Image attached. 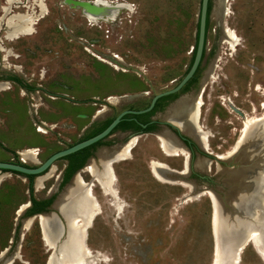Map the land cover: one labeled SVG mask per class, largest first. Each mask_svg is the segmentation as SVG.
Segmentation results:
<instances>
[{"label":"rangeland","instance_id":"1","mask_svg":"<svg viewBox=\"0 0 264 264\" xmlns=\"http://www.w3.org/2000/svg\"><path fill=\"white\" fill-rule=\"evenodd\" d=\"M93 1L0 0V20L3 8L36 20L30 34L12 41L5 38L6 30L0 26V162L13 161L15 155L23 164L37 166L78 140L88 122L86 102L90 97L101 106L107 98L116 113L130 102L128 97L156 94L180 74L181 67L168 59L181 57L176 50L192 48L200 0H103L127 4L130 10L120 9L113 19L105 17L95 23L70 3ZM226 7L223 11L221 0H211L206 48L216 44V48L232 52V61L222 68L232 80L225 82V92L229 95L232 91L236 97L231 99L232 132L226 133L227 126L222 123L214 126L209 122L204 129L214 135L213 144L219 147L211 146L213 156L225 155L234 146L244 119L257 116L250 114L251 109H257L264 99L257 93L264 94V0H228ZM224 28L236 36L232 50L221 40ZM10 76L34 90L20 91L6 81ZM260 112L264 115V110ZM211 113L220 119L227 116L223 109ZM253 137L250 132L244 142ZM24 150H34L36 155L23 158L20 152ZM108 153L99 148L76 176L87 178L85 169L91 164L98 169L100 155ZM129 158L112 165L121 211H115L98 186L93 188L101 212L87 231L92 253L89 264H212L216 244L210 225L211 205L202 193L213 190L227 207L228 191L241 187L228 176L229 171L243 167L240 153L231 161L213 159L206 164L209 181L205 183L169 173L163 175L168 182L157 181L150 173V163L159 162L177 172L182 169L181 157L162 155L152 136L139 138ZM200 161L198 157L196 164ZM64 164L55 162L33 181L34 197L55 190ZM261 165L255 172L258 180L264 162ZM29 195L26 178L0 171V254L7 250L5 259L15 256L11 264L47 263L49 251L41 239L38 220L25 230L26 209L18 215ZM256 210L260 214L257 222L262 224L260 200L250 212ZM239 257V264H264L252 244Z\"/></svg>","mask_w":264,"mask_h":264},{"label":"bare ground","instance_id":"2","mask_svg":"<svg viewBox=\"0 0 264 264\" xmlns=\"http://www.w3.org/2000/svg\"><path fill=\"white\" fill-rule=\"evenodd\" d=\"M9 1V0H7ZM227 1L221 0V7L223 11L227 10ZM94 2V1H93ZM93 2L90 4L92 5ZM83 11L85 18L90 23H95L97 20L113 19L116 15V11L120 9L130 10V6L127 4H114L107 3L103 0H95L94 6L91 11H87V4L80 7ZM4 16L7 14V8H3ZM35 19H32L26 15L14 14L9 18H5L4 22L6 25L5 38L9 41L18 39L24 35L30 34L33 30ZM1 24V20H0ZM225 43L229 45L230 49L237 45L236 36L228 28L223 29ZM264 95V94H263ZM197 103L188 105L186 103H180L179 106L171 113V119L181 128V130L192 129L195 134H200L201 141L207 148V139L209 134L202 132L199 126L196 124ZM261 109L264 110V100L260 105ZM263 118L262 120L260 118ZM254 136L249 139L246 143L244 138L247 134ZM128 144V143H127ZM160 148L165 156L169 157H187V154L172 148V143L167 138H161L159 140ZM136 146V140L133 139L128 145L119 153L113 156L100 155L99 157V168L95 164H91L87 167L86 172L92 177L94 183L100 188L103 196L110 198L111 206L115 211L119 212L122 210V205L119 202L118 192L115 189L116 176L112 173L110 167L114 163L129 160L131 150ZM240 153L241 163L243 167L238 172H228L230 179L246 180L247 184L243 192H232L228 196V202L231 209L234 212L232 220V228L234 229L235 241H243L246 247L252 244L255 252L258 254L260 259L264 263V218L263 223L259 224L260 214L257 210L250 212V209H255L258 204V200L261 201V206L264 207V171L261 173V179L255 178V172L261 170L264 154V115L247 117L243 121V127L240 135L234 146L224 155H218L219 158H227L233 153ZM34 150H24L20 152V156L23 158H33L35 156ZM151 175L159 182H168L164 179V172H169V169L159 163L152 161L149 166ZM235 171V170H234ZM182 174H185L184 172ZM180 185V184H179ZM90 186V190L87 188ZM41 188V183L38 184ZM185 187V186H184ZM243 188V187H242ZM211 198V195H206ZM25 206L20 207L19 213L24 210ZM55 209L59 212L65 221L66 233L62 242L63 246L58 248L59 258H49L46 264H89L92 258V253L87 245V239L84 241V229L88 231L91 228L90 221H93L96 216L100 214V205L97 198L93 194V185L85 184L80 176H76L72 187L67 188L64 194L59 198L55 204ZM39 227L41 230V238L44 245L48 248L55 244V236L58 235V229L51 216L40 217L38 220ZM92 224V223H91ZM210 225L213 230L216 228V224L211 223ZM29 222H24V229H28ZM214 238L215 235L213 234ZM216 247L213 253L212 264H220L219 252L217 250L218 241L214 239ZM85 242V244H84ZM244 247V248H245ZM241 252L239 253V255ZM236 256L233 259L240 263V257Z\"/></svg>","mask_w":264,"mask_h":264},{"label":"flooded vegetation","instance_id":"3","mask_svg":"<svg viewBox=\"0 0 264 264\" xmlns=\"http://www.w3.org/2000/svg\"><path fill=\"white\" fill-rule=\"evenodd\" d=\"M221 40H224L225 42V39H221ZM194 42H195V38H194ZM193 47L194 45L190 50L186 48H181L179 50H176V54H179L181 57L176 59L170 57L168 59L171 62H175L177 66L181 67V71L180 74H178L175 77H172L169 80L168 85L162 91L175 88L182 80V78L187 74L195 57ZM224 50L225 51H222L221 49L216 48V44H213L212 47L207 49L206 41H205L204 49L202 51L199 65L196 71L194 72V74L192 75V77L186 82V84L177 92L165 96L166 97L165 99H162L163 97L158 99L155 102L153 108L149 112L140 115L127 114V115H131L128 117L124 115L119 123L123 126L114 130L119 125L117 124L113 129L114 131L112 130L107 137L98 141L102 143L101 146L93 148L88 151L89 157L86 160L84 167H86V165L89 162H91V160H93L99 148L101 149L104 148L106 150H109L108 153V157H109L115 154H119L126 147V145H128L129 142H131L133 139L136 140V145H137L139 138L144 136H152L158 142V148L160 149L162 155H164V153L162 152L159 144V140L161 138L162 139L167 138L172 143V148H175L187 154L186 158L179 156L181 157V167H182L181 171L175 172L173 170H169V172L166 171L165 174L168 173L175 174L181 177L186 176L185 178L188 177L191 180H193V177H196V179L199 180L200 183H205L209 181V177L204 172V169H206L204 168V166L206 167V164H208L211 160L215 159L213 154L212 153L210 154L206 150V147L201 141L202 136L200 134H195L194 131H192L193 126H191L192 129L186 131L183 129L181 130V128H179V126L170 118L171 117L170 115L179 106L180 103H186L188 105L189 104L193 105L197 103L198 105H200L198 107L199 110L197 112L196 124L199 126L202 132H207L209 134V137L207 139L208 150L210 151L211 146L219 149L217 145L213 144L214 135L208 131H205L204 129L208 127L209 122H211V124L214 126H218L220 123H222L225 126H227L226 133L230 134L232 132L233 104L231 99L232 97H236V95L232 94V91L229 92V95H227V93L225 92L224 89L225 82H232V80L230 79L229 76H226L223 73V68H222L228 62L232 61V52H227V49ZM8 81L12 82L10 79ZM257 93L259 94L260 97L264 96L263 92H257ZM156 94L141 93L130 96L126 100L130 102L127 105H125L119 112L116 113H115L116 109L108 105L110 102H108L109 100H107V98L103 99L104 104L101 106L97 102L99 100L96 101L95 98L90 97L86 102V105L89 108V114L86 115V118H88V122L83 127L82 134L79 136L78 140H76L71 144H68L65 148L61 150H64L66 148H69L77 144V142L85 134H91L98 129H103V127L107 125V122L109 121L112 122L120 113L124 111H140L146 109L149 106L152 98ZM260 105L261 102H258L257 109L253 107V109H251L250 114L254 113V115L256 114L257 116H261V114L263 113L260 112L262 111ZM98 107L101 109H98ZM213 109L217 111H219L220 109L225 110V113L227 114L226 118L220 119V117L217 114L216 115L212 114L211 112ZM137 116H141V117H137ZM235 118L238 119L236 116ZM260 119L262 120V117ZM109 124L104 129H106L109 126ZM219 139H222V137ZM223 142L225 141L223 140ZM165 157L179 158L178 156L177 157L165 156ZM198 157L200 158L201 161L196 164V160L198 159ZM64 162L65 164L60 172V177L58 178L59 180L56 183L55 190L53 192H48L46 196L42 198H36L33 196V198L37 202L41 203L40 205L38 206L32 205L30 201L31 198L30 196H28V206L25 209L26 211L30 208L31 210L32 209L35 210L34 211L35 214L32 215L31 217L40 214L54 213V211H57L56 209L53 208V205L57 203L60 196L64 194L67 188L72 187L75 179V175L79 171L84 169V167H82V169H80L77 173H75L71 177L68 183L63 184L64 170L68 166V163L66 161ZM185 164L187 165L186 172H184ZM31 167H36V166H31ZM183 172L185 173L184 175L182 174ZM112 173H114L113 168H112ZM81 179L85 184L93 185V188L97 187V185L94 183V180L89 174L87 178L83 179L81 177ZM235 181H238L239 184H241V187L237 189L238 192H243L245 189V185L247 184L246 180L240 178V179H235ZM70 183L72 185H70ZM116 183H117V179H116ZM49 200H52L51 203L49 205H46ZM56 216L59 217V219L62 221L61 217L59 216V213L56 214Z\"/></svg>","mask_w":264,"mask_h":264},{"label":"water","instance_id":"4","mask_svg":"<svg viewBox=\"0 0 264 264\" xmlns=\"http://www.w3.org/2000/svg\"><path fill=\"white\" fill-rule=\"evenodd\" d=\"M70 3L77 6V7H81L85 4H87V6L89 7V8H87V11L90 12L94 6L95 1L93 2L92 5L90 4V2H70ZM207 4H208V0H200V7H199V12H198V20H197L198 29H197V44H196L195 57H194L193 63L191 65L189 71L182 78V80L179 82V84L175 88L165 90V91H162V92L156 94L152 98L149 106L144 110L124 111V112L120 113L109 124V126L106 129H104L101 133H99L98 135H96L90 139H87L85 141H82L80 143H77V144H75L69 148H66L64 150H60V151L52 154L45 161L39 163L36 167H26V166H22V165H19L16 163H12V162H0V171H2V170L11 171V172H16V173L27 175V176H36V178H39L42 176L41 174H43L45 172L47 173L50 170V168L53 166V164L55 162H57L58 160L66 157L70 154H73L77 151H80L84 148H87V147L95 144L96 142L104 139L105 137H107L109 135V133L115 128V126L120 123V121L122 120L124 115H127V114L140 115V114L147 113L153 108L155 102L158 99L165 97V96H168L170 94H173V93L177 92L178 90H180L186 84V82L192 77V75L194 74V72L196 71V69L199 65V61H200L202 51L204 49V43H205V35H206L205 23H206V14H207ZM7 14H8L7 17L2 16L1 24H0V26L3 25L5 29H6V25H5L4 19L9 18L10 16H13L15 13H11L10 11H8ZM235 111H237V110H235ZM209 153L211 154V152H209ZM236 154L238 155V153H233V154H231V156H229L227 158H223V159L219 158L218 155H214V158H215L216 162L224 163L225 161H229V160L231 161L232 157ZM110 169H112V168L110 167ZM186 169H187V165L185 164L184 172H186ZM165 173H166V171L164 172V174ZM75 177H76V175H75ZM226 185L228 186V184H226ZM87 188L90 190V186H88ZM231 191L238 193V190L235 189V187ZM231 191H228V196L231 193ZM202 194L203 195H211V198H209L210 205H211V223L215 222V224H216V228H215V230H213V234L215 235V238L218 241L217 250H218L219 256H220L219 262H220V264H237V261L233 258L236 256L238 257L239 253L244 250L245 244L243 241L237 242L234 239V237H235L234 229L232 228V220L234 217V212L230 207V204L228 202V198L225 199V203L227 205V207H226L225 204L223 203V199H221V197L217 193H215L213 190L207 189ZM55 204L53 205L54 209H55ZM24 206L26 208L28 206V203H26ZM19 210H20V208H19ZM20 213H22V212H20ZM20 213L18 212V215H20ZM45 216H51L54 219V222H55L56 227L58 229V235H57V237L55 236V238H56L55 244L52 246V248L51 247L47 248L49 251V255L47 258V261H48L49 258H52V257L59 258L57 251H58L59 247L63 246L62 242L64 240L65 233H66V225H65V221L62 218V216L59 214V216L62 219V221H61L59 219V217H57L56 214H54V213L40 214V215L26 219V221L29 222V225H30L33 220H35V219L39 220L40 217H45ZM91 223H92V221H90V225H91ZM86 229L87 228L84 229V241H86L87 235H88V232L86 231ZM211 232H212V230H211ZM84 244H85V242H84ZM6 251L7 250H4L0 254V261H2V264H11L15 256L10 257L8 259L7 258L5 259L4 254Z\"/></svg>","mask_w":264,"mask_h":264},{"label":"trees","instance_id":"5","mask_svg":"<svg viewBox=\"0 0 264 264\" xmlns=\"http://www.w3.org/2000/svg\"><path fill=\"white\" fill-rule=\"evenodd\" d=\"M210 11H211V0H208V4H207V14H206V23H205V32H206V34H207V31H208V26H209V15H210ZM197 29H198V24H196V31H195V42H194V47H193V51H194V54H195V52H196V44H197ZM205 41H206V35H205ZM205 44V43H204ZM12 82H14V83H16L17 85H22V81L20 80V79H18V78H16V77H14V76H12L11 78H9ZM26 89L28 90V91H33L34 90V88L33 87H27L26 86ZM166 97H163L162 99H165ZM127 117L128 116H131V115H126ZM137 117H141V116H137ZM111 121H109V122H107V125L110 123ZM106 125V126H107ZM105 126V127H106ZM123 125H121V124H119L114 130H116V129H118L119 127H122ZM105 127H103V129L105 128ZM103 129H98V130H96V131H94L93 133H91V134H85L77 143H79V142H82V141H85V140H87V139H90V138H92V137H94V136H96L97 134H99L100 132H102V130ZM113 130V131H114ZM102 145V143L101 142H97V143H95V144H93V145H91V146H89V147H87V148H84V149H82V150H80V151H77V152H75V153H73V154H70V155H68V156H66V157H64V158H62V159H60V160H58V161H66L67 163H68V166L66 167V169L64 170V177H63V184L64 183H68V181L71 179V177L75 174V173H77L80 169H82V167H84V165H85V163H86V160L88 159V157H89V154H88V151L89 150H91V149H93V148H96V147H99V146H101ZM61 149H59V150H57V151H55L54 153H56V152H58V151H60ZM54 153H52V154H54ZM51 154V155H52ZM12 155H14L13 153H12ZM51 155H49V156H51ZM48 156V157H49ZM14 160L13 161H9V162H12V163H16V164H19V165H22V166H26V167H31V166H27V165H24V164H22L20 161H18L17 160V158H16V156L14 155ZM47 157V158H48ZM46 158V159H47ZM45 159V160H46ZM44 160V161H45ZM2 172H7V173H12V174H14V175H18V176H22V177H24V178H26L27 180H28V183H29V191H30V198H31V203H32V205H34V206H38V205H40L41 203L40 202H37L34 198H33V181H34V179L36 178V176H27V175H23V174H19V173H16V172H11V171H4V170H2ZM46 173V172H45ZM45 173H43V174H41V175H44ZM51 201L52 200H49L48 202H47V204L46 205H49L50 203H51ZM35 210H31V208L30 209H28L26 212H25V214L23 215V217L24 218H28V217H31L32 215H34L35 214V212H34Z\"/></svg>","mask_w":264,"mask_h":264},{"label":"crops","instance_id":"6","mask_svg":"<svg viewBox=\"0 0 264 264\" xmlns=\"http://www.w3.org/2000/svg\"><path fill=\"white\" fill-rule=\"evenodd\" d=\"M12 76H10V78H11ZM9 80V78L6 80L7 82H9V84H13V85H15L17 88H19V90L20 91H25V92H29L27 89H26V84H24V83H22V85H17L16 83H12V82H10V81H8ZM10 87H11V85H10ZM31 92V91H30ZM40 130V129H39ZM42 131V130H41ZM39 132V131H38ZM39 133H41V132H39ZM22 163V162H21ZM23 164V163H22ZM25 165V164H24Z\"/></svg>","mask_w":264,"mask_h":264}]
</instances>
